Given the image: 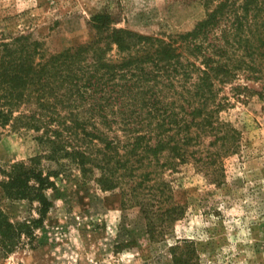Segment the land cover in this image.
<instances>
[{"label":"rangeland","instance_id":"rangeland-1","mask_svg":"<svg viewBox=\"0 0 264 264\" xmlns=\"http://www.w3.org/2000/svg\"><path fill=\"white\" fill-rule=\"evenodd\" d=\"M221 1L0 0V42L25 36L50 54L99 40L108 58L119 59L115 30L178 38ZM98 16L110 17L109 30L96 26ZM224 25L211 35L221 36ZM246 76L217 86L225 103L219 135L228 132V140L205 136L195 157L160 167L141 199L130 198L127 182L106 189L67 159H48L42 132L0 124V210L13 222L41 215L38 200L5 192L15 164L38 157L35 167L55 182L46 190L53 206L43 226L11 253L0 247V264H177L176 255L185 264H264V99L255 92L262 82ZM239 85L252 91L239 93ZM148 215H159L155 224Z\"/></svg>","mask_w":264,"mask_h":264},{"label":"trees","instance_id":"trees-1","mask_svg":"<svg viewBox=\"0 0 264 264\" xmlns=\"http://www.w3.org/2000/svg\"><path fill=\"white\" fill-rule=\"evenodd\" d=\"M263 3L222 0L192 31L170 40L115 30L119 59L108 58L99 40L50 54L25 36L1 41L0 124L42 132L48 159H67L106 189L127 182L130 198L141 199L140 188L157 179L160 167L195 157L205 136L228 140L217 125L225 106L218 85L245 73L262 82L255 92L264 99ZM109 18L96 17V26L109 30ZM224 23L221 36H212ZM164 152L170 157L162 163ZM31 161L13 166L4 189L14 199L38 200L41 215L13 222L0 210L5 253L34 237L53 206L46 190L55 182L35 167L38 157ZM120 168L126 175L119 178ZM158 216L148 215L150 223ZM176 263L186 262L176 255Z\"/></svg>","mask_w":264,"mask_h":264}]
</instances>
